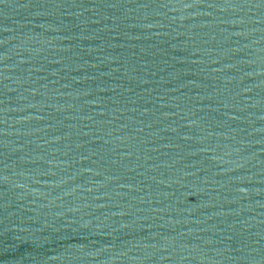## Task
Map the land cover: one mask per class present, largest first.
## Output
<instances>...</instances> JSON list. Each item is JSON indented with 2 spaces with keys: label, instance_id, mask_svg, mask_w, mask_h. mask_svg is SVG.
<instances>
[{
  "label": "water",
  "instance_id": "obj_1",
  "mask_svg": "<svg viewBox=\"0 0 264 264\" xmlns=\"http://www.w3.org/2000/svg\"><path fill=\"white\" fill-rule=\"evenodd\" d=\"M0 48L223 264H264V0H0Z\"/></svg>",
  "mask_w": 264,
  "mask_h": 264
}]
</instances>
